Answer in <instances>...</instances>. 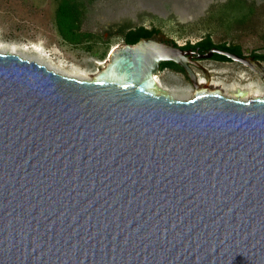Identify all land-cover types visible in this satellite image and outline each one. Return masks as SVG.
I'll use <instances>...</instances> for the list:
<instances>
[{
    "label": "water",
    "instance_id": "obj_1",
    "mask_svg": "<svg viewBox=\"0 0 264 264\" xmlns=\"http://www.w3.org/2000/svg\"><path fill=\"white\" fill-rule=\"evenodd\" d=\"M164 35L90 81L0 53V264H264V96L198 63L245 59ZM168 62L191 99L157 93Z\"/></svg>",
    "mask_w": 264,
    "mask_h": 264
},
{
    "label": "rangeland",
    "instance_id": "obj_2",
    "mask_svg": "<svg viewBox=\"0 0 264 264\" xmlns=\"http://www.w3.org/2000/svg\"><path fill=\"white\" fill-rule=\"evenodd\" d=\"M225 1L89 0L81 29L103 37L105 43L98 47L100 51L107 49V54L99 60L62 43L54 25V0H0V53L13 50L14 54L50 67L58 74L90 81L104 67L110 50L123 44L122 28L160 26L162 33L174 36L179 45L194 42L206 32H213L214 42L234 41L243 50L263 45L264 0H251L258 9L244 26L247 30H231L229 35L224 34V27L209 13L212 5ZM155 17L159 21H154ZM199 63L214 72L212 84L222 95L233 97L235 92L242 91L246 93L244 100L264 96V83L249 68L207 59ZM194 70L203 82L204 72L199 68ZM155 79L157 93L187 100L193 97V88L181 73L164 69Z\"/></svg>",
    "mask_w": 264,
    "mask_h": 264
},
{
    "label": "trees",
    "instance_id": "obj_3",
    "mask_svg": "<svg viewBox=\"0 0 264 264\" xmlns=\"http://www.w3.org/2000/svg\"><path fill=\"white\" fill-rule=\"evenodd\" d=\"M55 3V18L54 25L58 36L60 37L62 43L69 45L73 48L82 49L84 52L88 53L99 60H103L106 57L107 49L99 50V44L105 43L101 35L83 31L81 25L84 20L85 12L89 4V0H54ZM154 21H159L156 17ZM123 43L134 44L141 38H148L152 34L162 33V28L160 26H138L135 28H129L127 30L121 29ZM174 45L175 42L172 41ZM214 47V44L209 38L204 39L195 45L187 44L183 46L182 49L187 48H199V52H204L210 48ZM221 49H226L232 52L239 53V49L227 48L224 46H216ZM217 59L229 60L228 58L220 55H215ZM164 69H169L176 73L183 72L174 63H162L160 65V71Z\"/></svg>",
    "mask_w": 264,
    "mask_h": 264
},
{
    "label": "flooded vegetation",
    "instance_id": "obj_4",
    "mask_svg": "<svg viewBox=\"0 0 264 264\" xmlns=\"http://www.w3.org/2000/svg\"><path fill=\"white\" fill-rule=\"evenodd\" d=\"M263 11H264V4L262 5ZM258 9V5L254 1L251 0H226L225 2L217 3L214 4L210 7L209 13L212 15V18L220 24L225 32V35H229V32L231 30H247L246 24L251 20V17L256 13ZM163 34V33H161ZM164 35V34H163ZM165 36V35H164ZM209 38L211 42L214 44V47L210 49H217L220 51H224L230 54H233L241 59H245L246 61H251L260 64L264 68V37L261 39L263 41V45L260 47H253L251 49H245L243 50L242 45L239 43H236L234 41H227L224 39L221 42H214L213 40V32H206L203 33L197 40L194 42H188L185 43L184 45L180 46H186L187 44L190 45H195L198 42L203 41L204 39ZM165 39L167 42L172 43L174 41L173 39H170L165 36ZM175 42V41H174ZM176 45H179L175 42ZM216 46H224L227 48H234V49H239V53L237 52H232L226 49H221ZM192 49L193 51L197 50L199 52V48H187ZM210 49L204 51V52H199L201 54L208 52ZM215 55H219L214 53L210 59H207L208 61H213L215 63L219 64H238V65H243L240 62L237 61H232V60H223V59H217ZM222 56V55H220ZM205 60H199V62H202ZM201 66V65H200ZM245 66V65H243ZM202 67V66H201ZM246 67V66H245ZM203 68V67H202ZM169 70V69H168ZM250 70V69H249ZM253 72V71H252ZM256 74V73H255ZM258 75V74H257ZM259 76V75H258ZM260 77V76H259ZM261 78V77H260ZM262 82L264 83V80L261 78ZM205 74H204V81L205 83ZM229 97V98H234Z\"/></svg>",
    "mask_w": 264,
    "mask_h": 264
},
{
    "label": "bare ground",
    "instance_id": "obj_5",
    "mask_svg": "<svg viewBox=\"0 0 264 264\" xmlns=\"http://www.w3.org/2000/svg\"><path fill=\"white\" fill-rule=\"evenodd\" d=\"M8 53H14V51L12 50V51H10V52H8ZM41 56H42V54H40ZM246 63H248L249 64V66H250V70L251 71H254L256 74H258L263 80H264V69H262L260 66H258L257 64H255V63H253V64H251L249 61H246ZM47 68H49L50 70H53L54 71V69H52V68H50V67H47ZM155 81H156V79H155ZM157 83V82H156ZM246 97H244V98H242L241 100H244Z\"/></svg>",
    "mask_w": 264,
    "mask_h": 264
}]
</instances>
